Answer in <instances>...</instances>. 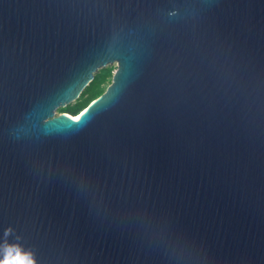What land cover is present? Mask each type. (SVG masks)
<instances>
[{
  "label": "water",
  "instance_id": "water-1",
  "mask_svg": "<svg viewBox=\"0 0 264 264\" xmlns=\"http://www.w3.org/2000/svg\"><path fill=\"white\" fill-rule=\"evenodd\" d=\"M6 254L264 264V0H0Z\"/></svg>",
  "mask_w": 264,
  "mask_h": 264
},
{
  "label": "trees",
  "instance_id": "trees-1",
  "mask_svg": "<svg viewBox=\"0 0 264 264\" xmlns=\"http://www.w3.org/2000/svg\"><path fill=\"white\" fill-rule=\"evenodd\" d=\"M109 74L110 69H107L104 72L96 75L86 90V92H88V96L85 99L78 101L75 105L67 107L63 112L69 113L71 115H77L79 111L85 108L93 101L94 98L97 97L98 94H100L99 86L102 82H104Z\"/></svg>",
  "mask_w": 264,
  "mask_h": 264
},
{
  "label": "rangeland",
  "instance_id": "rangeland-1",
  "mask_svg": "<svg viewBox=\"0 0 264 264\" xmlns=\"http://www.w3.org/2000/svg\"><path fill=\"white\" fill-rule=\"evenodd\" d=\"M117 68H118V63H117V62H114V63H112V64L110 63V64H108V65H106V66H104V67L99 68V69L97 70V72L95 73V76H96V75L100 74L101 72H104L105 70L110 69V74H109V76H107L106 79L104 80V82H102V83L100 84V86H99L100 94H102L103 92H105L106 89L108 88V86L112 83L113 75H114V73L116 72ZM88 87H89V86H87V87L85 88V90L83 91V93L81 94V96H80L76 101H74V102L68 104L67 106H61V107H59V108L56 110V113H57V114L63 113V111H64L67 107H69V106H73V105H75L78 101H80V100H82V99H85V98L88 96V92H86V90H87ZM100 94H98V95H100ZM98 95H97V96H98Z\"/></svg>",
  "mask_w": 264,
  "mask_h": 264
},
{
  "label": "clouds",
  "instance_id": "clouds-1",
  "mask_svg": "<svg viewBox=\"0 0 264 264\" xmlns=\"http://www.w3.org/2000/svg\"><path fill=\"white\" fill-rule=\"evenodd\" d=\"M0 264H34V261L31 259L30 254H24L23 259H17L15 261L9 259L6 254L5 259L0 260Z\"/></svg>",
  "mask_w": 264,
  "mask_h": 264
},
{
  "label": "bare ground",
  "instance_id": "bare-ground-1",
  "mask_svg": "<svg viewBox=\"0 0 264 264\" xmlns=\"http://www.w3.org/2000/svg\"><path fill=\"white\" fill-rule=\"evenodd\" d=\"M64 113H65V114H68V115H71V114L66 113V112H63V113H60V114L62 115V114H64ZM71 116L75 118L77 115H71Z\"/></svg>",
  "mask_w": 264,
  "mask_h": 264
}]
</instances>
